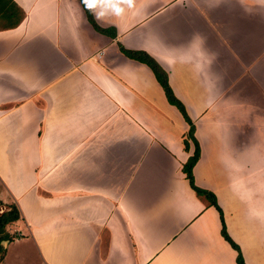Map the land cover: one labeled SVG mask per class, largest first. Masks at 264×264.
<instances>
[{"label": "crops", "instance_id": "crops-1", "mask_svg": "<svg viewBox=\"0 0 264 264\" xmlns=\"http://www.w3.org/2000/svg\"><path fill=\"white\" fill-rule=\"evenodd\" d=\"M13 1L16 23L0 19V196L20 212L12 240H32L39 264H236L218 211L181 170L189 125L122 46L167 72L199 145L195 185L215 195L245 263L264 264V201L244 193L264 192V0H233L228 20L205 0H137L121 19L93 16L108 33L78 0Z\"/></svg>", "mask_w": 264, "mask_h": 264}, {"label": "trees", "instance_id": "trees-1", "mask_svg": "<svg viewBox=\"0 0 264 264\" xmlns=\"http://www.w3.org/2000/svg\"><path fill=\"white\" fill-rule=\"evenodd\" d=\"M78 1L80 3V0ZM80 5L86 15L87 20L94 27V29L101 33H108L106 29H102L96 24L93 15L89 13L87 10H85L81 3ZM17 11L18 8L13 0H0V19L6 20L9 26H13L20 17V15L17 14ZM110 35L115 36V32L110 33ZM119 49L130 59H134L138 62L145 64L151 70L155 80L160 85L167 102L177 108V110L183 117L184 121L189 125L188 131L183 139V144L185 150H188L189 141H191L193 143L194 149L192 154L188 157L187 161L182 165L181 170L184 173L185 178L188 180L189 186L195 192V194L198 197H201L204 200H206V202L209 205L215 207L216 210L218 211L221 220V230H220L221 236L225 241L229 243L231 248L236 251V257H235L236 264H246L243 259L239 246L231 239V237L226 231L223 213L221 208L217 204L215 195L208 190L196 186L194 183L192 168L199 158V153H200L199 145L193 135L194 125L190 120V118L188 117L184 105L176 97L171 86L169 85L167 72L159 65V63L153 57H151L145 51L126 49L122 46H119ZM19 219H20V212L18 208L14 204H4L0 200V263L2 261L3 251L5 249L3 243L6 241H10L14 237H16L15 235H11L7 227Z\"/></svg>", "mask_w": 264, "mask_h": 264}, {"label": "rangeland", "instance_id": "rangeland-1", "mask_svg": "<svg viewBox=\"0 0 264 264\" xmlns=\"http://www.w3.org/2000/svg\"><path fill=\"white\" fill-rule=\"evenodd\" d=\"M169 1V0H166ZM166 1H162V2H166ZM224 3L221 5V9L218 10L217 12V8L214 6L213 3L218 2L220 3V0H205V4H207V6H212L211 12L214 16V19H222V20H228L233 18L232 12L235 11L238 14L239 10H234L230 5L232 3L233 0H227V2H225L224 0H222ZM152 2V1H151ZM183 1H178L175 0V3H179L181 4ZM204 11V10H203ZM218 14V18H216ZM208 20V19H207ZM207 27L215 34L216 31L214 29L213 24L208 21V25ZM157 94V92H156ZM152 98L154 99V95H152ZM163 98H165V96L163 95ZM159 114V113H158ZM157 114V115H158ZM165 114V113H164ZM164 114H161L159 117H164ZM165 118V117H164ZM166 119V118H165ZM160 118L158 119V124L160 122ZM169 133H175V131H173L172 129H168ZM56 151L55 153L57 154ZM263 173H264V169H263ZM251 178L254 177V175H250ZM261 176L257 177L256 181H260L262 179H260ZM254 180H252L253 183ZM259 182H256V184H258ZM254 186V185H253ZM251 187V186H250ZM253 193L254 195H252V198L250 199V201H248L249 203H251L252 201L257 202V203H261L260 201H264V192H257L256 189H246L244 193ZM256 192V193H254ZM3 198L0 196V200L4 203L7 204V202H9V197L6 193H1ZM261 198L260 201H258ZM241 207L244 206L246 204V202H240ZM54 221V217L52 216L47 223H53ZM20 229L24 230L22 228V226H19ZM12 226L9 225L8 226V231L12 234V235H16V232H11ZM25 231V230H24ZM26 232V231H25ZM28 232L25 233L26 235V239H30L29 236H27ZM18 241H10L9 245L7 246V248L4 249L3 251V258L1 263L2 264H39V257H38V253L36 251V249L34 248V244L32 242V240H28V242H25L23 240H19ZM5 243V242H4ZM3 245H7L3 244ZM253 251V250H252Z\"/></svg>", "mask_w": 264, "mask_h": 264}, {"label": "clouds", "instance_id": "clouds-1", "mask_svg": "<svg viewBox=\"0 0 264 264\" xmlns=\"http://www.w3.org/2000/svg\"><path fill=\"white\" fill-rule=\"evenodd\" d=\"M80 3L98 22L121 19L137 7V0H80Z\"/></svg>", "mask_w": 264, "mask_h": 264}]
</instances>
